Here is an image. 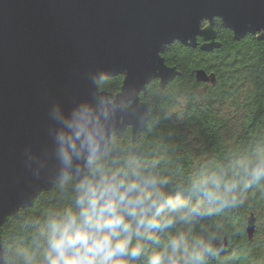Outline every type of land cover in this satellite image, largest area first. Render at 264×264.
Listing matches in <instances>:
<instances>
[{"label": "water", "instance_id": "water-1", "mask_svg": "<svg viewBox=\"0 0 264 264\" xmlns=\"http://www.w3.org/2000/svg\"><path fill=\"white\" fill-rule=\"evenodd\" d=\"M241 39L264 41V0H0V229L44 191L85 172V158L70 166L60 157L65 118L87 105L99 115L104 154L113 136L145 130L147 87L177 77L162 56L180 42L205 51L217 46L214 21ZM121 92L99 89L112 76ZM199 84L216 75L195 73ZM81 169L80 172L77 169ZM256 219L247 220L255 237ZM228 241L220 244L225 254ZM1 246L0 264H5Z\"/></svg>", "mask_w": 264, "mask_h": 264}, {"label": "trees", "instance_id": "trees-1", "mask_svg": "<svg viewBox=\"0 0 264 264\" xmlns=\"http://www.w3.org/2000/svg\"><path fill=\"white\" fill-rule=\"evenodd\" d=\"M213 28L217 46L212 52L204 50L202 39L196 46L177 42L167 47L162 58L177 77L165 86L156 80L147 87L140 96L149 105L145 130L135 137L127 128L113 136L99 162L124 167L131 160L154 175L170 199H189L207 209L156 232L161 245L181 231L190 244L202 240L208 247L202 264H264V172L254 175L264 160V41L251 34L237 39L219 19ZM202 70L216 75L214 85L197 83L195 73ZM123 81L122 75L112 76L98 86L118 94ZM213 175L222 177L220 190H228V203H209L191 192L195 182ZM76 181L68 177L7 219L0 229L5 264H23L24 254L40 258L46 247L40 233L51 216L74 205ZM252 215L253 241L247 234ZM225 239L228 247L222 254L218 247ZM144 243L149 252L160 250ZM145 259L130 264H145Z\"/></svg>", "mask_w": 264, "mask_h": 264}, {"label": "clouds", "instance_id": "clouds-1", "mask_svg": "<svg viewBox=\"0 0 264 264\" xmlns=\"http://www.w3.org/2000/svg\"><path fill=\"white\" fill-rule=\"evenodd\" d=\"M65 120L58 136L60 157L66 167L83 157L87 170L74 184V205L51 216L40 233L46 245L40 258L24 254L23 264H130L142 257L145 264H202L208 251L202 240L190 244L188 236L178 231L161 245L155 233L207 209L189 199H170L156 177L131 160L124 167L99 162L103 126L87 105ZM261 172L264 160L254 175ZM221 183L222 177L213 175L195 182L191 192L201 193L209 203H228V190L221 192ZM144 242L160 250L149 252Z\"/></svg>", "mask_w": 264, "mask_h": 264}, {"label": "rangeland", "instance_id": "rangeland-1", "mask_svg": "<svg viewBox=\"0 0 264 264\" xmlns=\"http://www.w3.org/2000/svg\"><path fill=\"white\" fill-rule=\"evenodd\" d=\"M257 224L261 226L263 223L262 222L261 223L260 222H257Z\"/></svg>", "mask_w": 264, "mask_h": 264}]
</instances>
